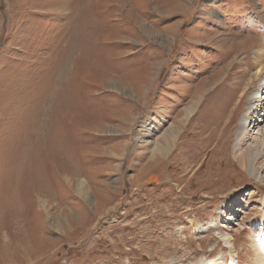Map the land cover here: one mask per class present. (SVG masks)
Returning <instances> with one entry per match:
<instances>
[{"label": "rangeland", "instance_id": "374dc122", "mask_svg": "<svg viewBox=\"0 0 264 264\" xmlns=\"http://www.w3.org/2000/svg\"><path fill=\"white\" fill-rule=\"evenodd\" d=\"M256 41L264 0H0V264H262L264 151L253 175L234 150L258 80L215 150L196 129L226 84L185 114Z\"/></svg>", "mask_w": 264, "mask_h": 264}, {"label": "bare ground", "instance_id": "6f19581e", "mask_svg": "<svg viewBox=\"0 0 264 264\" xmlns=\"http://www.w3.org/2000/svg\"><path fill=\"white\" fill-rule=\"evenodd\" d=\"M238 45V44H237ZM236 46V45H233ZM241 50L243 51V54H247L248 48L245 44H240ZM237 47V46H236ZM255 50H258L256 57H254L253 62H248V56L245 57L240 63L241 65L248 62V67L242 68L240 71V74L232 75L228 70H230L234 67L235 60L234 58L230 60V62L227 64L229 66L222 67L216 71H214V82H208V89H200L197 91L195 95L192 96L189 106L186 107V117L187 119H190L202 103V100L206 93L209 90H212L214 88H218L219 86H222L226 84L227 91L222 94V96L217 99L218 101L208 98L207 97V106L209 107V112L207 113L208 117V125H202L200 124L197 127V133L196 135L201 137L202 131H208L210 136H207V140H209V143H214L215 147L214 150L217 149L218 145L220 144V139L223 136V134L228 133L230 131H233L235 126V119H236V112L239 111L240 105L243 103L247 93L251 90V84L253 82V79L258 80L259 86L250 94L249 96V105L247 108V111L241 119L240 129L236 136V143L234 146L235 152H239V158L241 160V163L243 166H249L251 172L250 174L255 175L256 170V162L258 159H260L261 155L263 154L262 151H264V44L255 42ZM232 49V47H231ZM231 59V58H230ZM229 72V73H228ZM222 76V78L219 80V78ZM230 76H237L235 79L236 82L233 83L234 80L231 82H227L226 80ZM111 82V81H110ZM218 84V85H217ZM228 84V85H227ZM210 87V88H209ZM110 88L116 89V88H122L127 89L124 83L120 82H111ZM220 100V101H219ZM259 118L255 119L258 122V125L255 124L253 126V130H257L256 134L255 132L252 133L251 130H249V126L253 125V114L255 117L257 114H259ZM262 115V116H261ZM258 117V116H257ZM256 121L254 123H256ZM183 123H180L177 125V127L168 129L167 133H164L162 136V143L157 144L153 154L151 156L152 160L155 159V156L158 155H165L167 154L173 143V139L178 136V134L182 130ZM211 129H209V128ZM221 131V133H219ZM252 133V134H251ZM144 139V138H143ZM200 141V139H198ZM201 142V141H200ZM58 147V146H55ZM57 150H61L60 148H54L53 152ZM218 153V151H217ZM70 162L65 161V167L67 170V173L69 176H77V172L73 170L70 167ZM74 173V174H73ZM257 175L256 177H258ZM259 178V177H258ZM136 179V178H135ZM9 185V181H8ZM76 190L80 195H83V197H86L88 195V187L86 182L83 179L78 180L76 183ZM214 227L213 224H211L210 229ZM207 229L205 230L203 227L199 229L198 234L205 233ZM225 236V243L230 246V248H233L232 246V240L231 235L226 234ZM255 247L258 250V254L261 255V258L264 259V238H256L255 239ZM227 258V257H226ZM226 258L224 255H221L219 257H212V258H203L198 260L194 264H227ZM232 259V258H231ZM233 261V260H232ZM230 264H234L231 262ZM262 264H264V260L262 261Z\"/></svg>", "mask_w": 264, "mask_h": 264}]
</instances>
